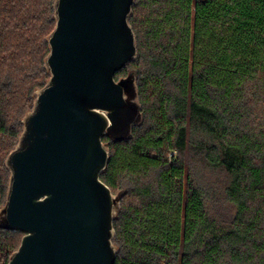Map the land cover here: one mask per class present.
Wrapping results in <instances>:
<instances>
[{
	"label": "trees",
	"instance_id": "trees-1",
	"mask_svg": "<svg viewBox=\"0 0 264 264\" xmlns=\"http://www.w3.org/2000/svg\"><path fill=\"white\" fill-rule=\"evenodd\" d=\"M53 4L0 0V207L5 160L49 79ZM128 23L137 56L115 80L135 75L142 120L102 140L100 180L123 194L114 264H264V0H135ZM22 237L0 230V264Z\"/></svg>",
	"mask_w": 264,
	"mask_h": 264
},
{
	"label": "water",
	"instance_id": "water-1",
	"mask_svg": "<svg viewBox=\"0 0 264 264\" xmlns=\"http://www.w3.org/2000/svg\"><path fill=\"white\" fill-rule=\"evenodd\" d=\"M135 0H54L49 79L35 92L5 160L10 173L0 230L22 234L8 264H114L113 220L123 194L100 180L104 137H130L142 116L128 18Z\"/></svg>",
	"mask_w": 264,
	"mask_h": 264
},
{
	"label": "rangeland",
	"instance_id": "rangeland-1",
	"mask_svg": "<svg viewBox=\"0 0 264 264\" xmlns=\"http://www.w3.org/2000/svg\"><path fill=\"white\" fill-rule=\"evenodd\" d=\"M196 176L198 180H200L201 184H206L208 187H214L215 189H219L222 184V179L218 178V175L212 174L211 172L204 169L202 166H197ZM215 205L218 209V213L227 216L229 212V207L225 205L221 200L215 202Z\"/></svg>",
	"mask_w": 264,
	"mask_h": 264
}]
</instances>
